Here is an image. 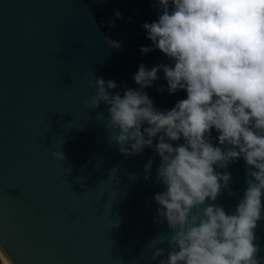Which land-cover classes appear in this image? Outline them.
<instances>
[{"label":"water","instance_id":"1","mask_svg":"<svg viewBox=\"0 0 264 264\" xmlns=\"http://www.w3.org/2000/svg\"><path fill=\"white\" fill-rule=\"evenodd\" d=\"M160 11L158 0H0V246L14 264H159L152 252L169 247L167 223L155 222L154 194L165 187L156 181L159 156L148 147L121 154L109 139L108 106L83 103L94 77L115 81L109 91L123 95L139 89L141 64H170L142 28ZM158 77L143 89L157 109L186 99L167 91L162 70ZM211 137L217 144L215 129ZM246 168L240 158L215 169L232 177L215 201L229 214ZM256 234L264 257V221Z\"/></svg>","mask_w":264,"mask_h":264},{"label":"clouds","instance_id":"2","mask_svg":"<svg viewBox=\"0 0 264 264\" xmlns=\"http://www.w3.org/2000/svg\"><path fill=\"white\" fill-rule=\"evenodd\" d=\"M158 7V19L142 28L170 64L150 69L141 64L133 76L139 89L125 88L123 95L109 91L115 81L94 77L89 82L94 94L83 103L92 110L101 102L108 106L109 139L121 154L148 147L160 158L156 181L165 187L154 194L155 222H166L170 233L169 247H157L153 260L264 264L256 243L264 221V0H158ZM53 50L59 53V46ZM151 50L141 47L142 53ZM161 70L169 93L186 91V99L164 111L143 91ZM53 156L64 158L57 151ZM240 158L247 166V186L229 214L215 201L232 177L215 169ZM152 163L149 158L144 165L145 179ZM0 264H14L2 246Z\"/></svg>","mask_w":264,"mask_h":264}]
</instances>
